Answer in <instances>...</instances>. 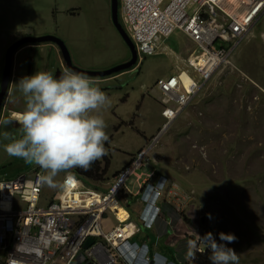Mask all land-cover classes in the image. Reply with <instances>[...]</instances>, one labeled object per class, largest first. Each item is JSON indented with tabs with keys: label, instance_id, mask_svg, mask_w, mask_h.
Returning a JSON list of instances; mask_svg holds the SVG:
<instances>
[{
	"label": "rangeland",
	"instance_id": "obj_1",
	"mask_svg": "<svg viewBox=\"0 0 264 264\" xmlns=\"http://www.w3.org/2000/svg\"><path fill=\"white\" fill-rule=\"evenodd\" d=\"M106 1L111 3L0 0V81L7 48L28 33L62 38L73 64L85 70H106L129 60L131 53L113 26ZM119 14L121 18V0ZM183 36L176 30L163 45L179 52ZM49 45H22L14 59L19 50L29 53L46 48L50 52ZM52 58L56 63L55 54ZM176 63L170 53H139L132 67L135 70L99 78L105 81L99 87L111 101L101 113L109 140L105 142L107 155L94 163L102 170L109 164L107 176L111 178L137 148L151 142L164 124H170L155 142L151 161L137 173L147 172L153 163L171 180L176 193L179 188L180 196L164 206L172 220L173 244L182 248L181 263L190 260L189 240H198V236L209 232L213 236L223 232L237 237L228 246L236 251L239 264H264V15L235 52L233 68L219 70L187 107L180 111L175 106L170 112L172 103L161 102L162 92L156 82L160 76L176 73ZM139 101L140 110L133 116ZM18 128L19 125L12 128V132ZM5 130L3 127L0 133ZM3 145L0 181L34 172L37 165L9 156ZM136 178L132 175L127 179L133 192L139 190ZM56 180L60 183L58 177ZM45 188L44 195L50 201L58 190ZM206 247L199 243L197 251ZM178 248L172 246L175 252Z\"/></svg>",
	"mask_w": 264,
	"mask_h": 264
},
{
	"label": "built area",
	"instance_id": "obj_2",
	"mask_svg": "<svg viewBox=\"0 0 264 264\" xmlns=\"http://www.w3.org/2000/svg\"><path fill=\"white\" fill-rule=\"evenodd\" d=\"M263 15L264 0H121L122 23L139 53H161L163 42L176 30L194 44L184 60L189 85L180 73L156 82L162 102L174 103L180 111L219 70L233 68L235 51ZM160 134L132 156L105 190L74 176L72 184L42 206L45 185L37 182L44 174L40 168L30 175L1 180L0 264H73L76 259L92 264H138L134 251L138 244L132 238L140 229L124 210L120 197L132 194L127 185L132 175L137 177L138 193L149 205L148 211L163 196L166 178V183L157 186L151 180L153 172L137 173L149 163ZM173 187L167 191L169 198L177 196ZM118 206L123 207L124 216ZM110 213L116 224L106 228L104 220ZM89 237L95 242L84 249ZM141 246L148 248L146 244ZM143 260L151 259L144 255Z\"/></svg>",
	"mask_w": 264,
	"mask_h": 264
},
{
	"label": "clouds",
	"instance_id": "obj_3",
	"mask_svg": "<svg viewBox=\"0 0 264 264\" xmlns=\"http://www.w3.org/2000/svg\"><path fill=\"white\" fill-rule=\"evenodd\" d=\"M44 43L54 44L51 42ZM17 49L14 51V54ZM14 54L13 62L15 56ZM65 68L66 69H64L58 77H54L49 71H37L31 76L21 78L17 83V88L23 94L25 101L22 113L17 115V113L13 112L10 117L0 119V126H3L4 128H7V126L11 125L13 122L16 126L17 124L19 125L18 130L15 132L5 130L0 133V138L7 141V143L3 145L5 152L9 156L21 158L25 161V163L35 164L37 165L36 168H41L44 174L38 177L37 182L53 189L63 188L70 185L69 181H73L75 179L74 176L79 178L71 171L72 169L80 168L84 171H89L95 161L107 155L105 142L109 140L105 131L107 125L103 115L101 114L104 109L110 107L111 101L109 97L99 87L98 80L89 77L85 73H79L71 69H67V67ZM181 71L182 70H180L179 73H181ZM183 71L186 72V69ZM6 96L4 98V102L6 101ZM173 109L170 108V111ZM165 125L167 126L165 127ZM169 125L170 124H164V129L162 128L159 131V133H161L159 137H161L164 130H166ZM149 143L152 142L149 141L146 145ZM153 149L154 147L152 148V151ZM152 151L150 153V161ZM61 172L65 173L63 183H59L56 180V177ZM150 172L154 173L151 180L152 183L157 186L166 183L163 179H167L166 188L165 190L164 188L162 189L163 196L161 198L158 197L155 206L151 208L150 211H148L149 205H145L142 201L141 195L138 193L139 190L136 193L131 190L132 194H123L136 197V201L142 205L138 221L136 222L132 218L131 219L138 224L139 229L143 228L147 230L153 229L154 225L160 221L163 215L166 214L165 212L167 211L165 210L164 212V205L170 202L171 199L176 200V196L169 198L166 195L169 188L173 185L171 180L161 173H156L154 170ZM82 181L87 183L84 180ZM177 190V196H180L179 188H177ZM154 197L152 200H154ZM52 200L48 201L46 204ZM120 203L123 204L124 210L129 212V209L123 203V200H121ZM209 218H211L210 214ZM134 237L132 238V241ZM198 238L199 239L195 241H188L190 249L189 257L191 260H195L196 258L198 244L203 243L211 252V264H239V257L237 256L236 251L232 247L228 246L236 242L237 237L234 234H226L223 232L219 233V240L221 242H217L211 232L206 233L203 237L198 236ZM134 251L138 264L172 263L168 260L164 261L161 258V260H159L157 254H151L149 246L147 250H145L143 246L138 245ZM144 255L150 257L151 260L148 262L144 261ZM122 263L127 264V261Z\"/></svg>",
	"mask_w": 264,
	"mask_h": 264
},
{
	"label": "crops",
	"instance_id": "obj_4",
	"mask_svg": "<svg viewBox=\"0 0 264 264\" xmlns=\"http://www.w3.org/2000/svg\"><path fill=\"white\" fill-rule=\"evenodd\" d=\"M110 6H111V3L109 1H106L105 7L106 8L109 7V12L111 10ZM72 9H74V8H72ZM111 21L109 19L108 22L111 24ZM27 35L32 36V34H30V33H28ZM181 44L182 45L180 46L179 52H177L176 50H175L176 51L175 52L174 49H171L168 45H165V44L163 47V51L161 52V53H166V54H169V53L173 54L175 56L177 62H178V63H176L177 65L175 64L176 65V73H172L171 75H175V74L179 73L180 70L186 69L184 60L186 59L188 54L194 49V44L185 35L183 36ZM49 46L50 47L48 48V50H50V52L45 51V50H47L46 48H42L41 51H36V52L30 51L29 52L30 54L27 51H23V50L20 51L19 50L18 52L20 54H16V59H14L13 66H12L10 85H9V89H8L7 96H6L3 118L10 117L13 112L17 113V115H18V114L22 113V111H23L22 109L25 106L24 97H23V94L17 88V83L19 82V80L21 78H23L25 76H31V75L35 74L37 71H49L55 77V74L58 70L63 71L64 69H66L64 67L63 60H62V57L60 55L61 53H60L58 47L54 44H50ZM53 49H54V51H53ZM42 50H44V51H42ZM52 54H55L57 57L56 63L54 62V58H52ZM59 56H60V59H59ZM181 63H182V65H181ZM132 69L133 68L127 69V70H124L123 72L129 71V70L133 71L136 68L133 70ZM123 72L120 71V73H115L114 76L117 77V76H119V74L121 76ZM169 76H165V77L160 76L158 78V80L163 79V78H167ZM99 78L100 77H98L96 80H98ZM98 81H99V83H105V81H101L100 79ZM143 97H144V94H143ZM123 101H125V100H123ZM140 105H141V103L139 101V103L136 107V112L133 114V116H136L137 115L136 113L139 112ZM174 106L175 105L172 104V106L169 107V109L170 108L173 109ZM121 122H125V120L122 119ZM17 126L13 122L11 125H8L7 128H5V129L12 132V128L17 127ZM2 128H3V126H0V132H1ZM4 143H7V141L0 139V146H2ZM143 146H141L137 149L139 150ZM0 153H3V151L1 150ZM130 158L131 157L129 156V159L127 160V163L125 165H127L129 163ZM109 168L110 167L108 164V167H106L105 169L103 168L104 171L101 169V171H100L101 177L98 179L88 178L87 176L81 175V174H78V175L76 174V175L80 179H82V180L86 181L88 184L92 185L93 188H96L98 190H105L108 187V184L112 181V179L114 177V175H113L111 178L108 179L107 173L109 171ZM148 168L149 169L147 172L154 170L156 173H159V171L155 168V165L153 163H151V165ZM110 170H111V168H110ZM64 176H65V173H63V172H61L57 176L58 179L60 180V183H62ZM102 176H104V178H102ZM45 186H44V190L42 193V201H41L42 206H44L49 201V198L45 197V195H44L45 191H46ZM57 190H58V192L56 194L54 193L55 195L53 194V196L50 197L51 198L50 200H52L61 191V188H57ZM134 193H136V192H134ZM125 201L126 200L123 199V202H125ZM128 202H129V200H128ZM127 205H128L127 208L129 209L131 218L137 222L138 216L141 212L142 205L138 201H135V200L130 201L129 203H127ZM165 213L166 214L162 216L160 221L154 225L153 229L147 230V229L141 228L139 230L138 234L134 237L133 241L135 243H137L138 245L147 244L150 247L151 254H157V256L159 257V260H161V259L164 261L168 260V261L172 262L171 264H182L183 263V262L181 263V259L183 258L182 248L181 247L178 248V245H174L175 243L172 241V238L174 235L173 226L171 225L172 220L170 219L169 213H167V212H165ZM70 217L73 219L74 215H71ZM104 224H105L106 228H111L112 226H114L116 224V220H115L114 215L112 213L106 215V219L104 220ZM172 246L177 247L178 251L175 252L172 249ZM186 249H187V246H186ZM74 264H92V263L88 262V261H81V262H75ZM121 264H124V263H121Z\"/></svg>",
	"mask_w": 264,
	"mask_h": 264
},
{
	"label": "water",
	"instance_id": "obj_5",
	"mask_svg": "<svg viewBox=\"0 0 264 264\" xmlns=\"http://www.w3.org/2000/svg\"><path fill=\"white\" fill-rule=\"evenodd\" d=\"M110 1H111L110 8H111L112 23H113L115 29L117 30V32L119 33V35L121 36V38L123 39V41L125 42V44L127 45L128 49L131 53L130 59L127 60L126 62H123L119 65H116V66L111 67V68L106 69V70L89 71V70L79 68L73 64L72 59H71V55H70V51H69L66 43L64 42V40H62V38L55 36V35H51V34L40 35V36H24L21 39L14 42L8 48L6 55H5L4 69H3V74H2V78H1V82H0V115H1V110H2V105L4 102V98L6 96V93H7L8 87H9L14 51L18 47H20L26 43L51 42V43L56 44L61 51L64 63H65V67H67V69H71L75 72L85 73L89 77L108 76V75H111L113 73H117L120 71L127 70L129 68H132L137 63L139 52H138L134 42L132 41L131 37L127 33L126 29L122 25V22L120 21L119 0H110ZM61 72H62L61 70H58L55 74V77H58L61 74ZM94 242H95V239L93 237H89L84 243V249L89 248L92 244H94ZM81 261L82 260H80V259H76V262H81Z\"/></svg>",
	"mask_w": 264,
	"mask_h": 264
},
{
	"label": "trees",
	"instance_id": "obj_6",
	"mask_svg": "<svg viewBox=\"0 0 264 264\" xmlns=\"http://www.w3.org/2000/svg\"><path fill=\"white\" fill-rule=\"evenodd\" d=\"M100 171H101L100 167L97 166L95 163H93L91 166V169L89 171H84L83 169L76 168L73 171V173H75L77 175L78 174L85 175L88 178L98 179L101 177ZM123 199H125L127 201V202H123L127 207H128L127 203H129L128 200L129 201H134V200L136 201L137 200V198L132 196V195L131 196L122 195L121 200H123ZM164 212H165V208H164ZM214 238L217 240V242L220 241L219 240V234L217 236H214ZM210 255H211V252L208 248L206 250H203V251H197L195 260L190 259L185 264H211Z\"/></svg>",
	"mask_w": 264,
	"mask_h": 264
},
{
	"label": "bare ground",
	"instance_id": "obj_7",
	"mask_svg": "<svg viewBox=\"0 0 264 264\" xmlns=\"http://www.w3.org/2000/svg\"><path fill=\"white\" fill-rule=\"evenodd\" d=\"M180 77H181V79L184 81V83L186 84V85H189V83H190V78L188 77V74L185 72V71H181V73H180ZM19 115V114H18ZM119 207V209H120V214H121V216H124L125 215V213H124V210L120 207V206H118ZM124 213V214H123Z\"/></svg>",
	"mask_w": 264,
	"mask_h": 264
},
{
	"label": "snow or ice",
	"instance_id": "obj_8",
	"mask_svg": "<svg viewBox=\"0 0 264 264\" xmlns=\"http://www.w3.org/2000/svg\"><path fill=\"white\" fill-rule=\"evenodd\" d=\"M69 183H70V184H72V183H73V181H69Z\"/></svg>",
	"mask_w": 264,
	"mask_h": 264
},
{
	"label": "flooded vegetation",
	"instance_id": "obj_9",
	"mask_svg": "<svg viewBox=\"0 0 264 264\" xmlns=\"http://www.w3.org/2000/svg\"><path fill=\"white\" fill-rule=\"evenodd\" d=\"M18 125V124H17Z\"/></svg>",
	"mask_w": 264,
	"mask_h": 264
}]
</instances>
